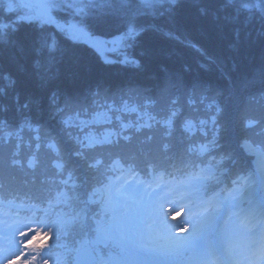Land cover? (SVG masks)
<instances>
[{
    "label": "snow or ice",
    "instance_id": "obj_1",
    "mask_svg": "<svg viewBox=\"0 0 264 264\" xmlns=\"http://www.w3.org/2000/svg\"><path fill=\"white\" fill-rule=\"evenodd\" d=\"M133 2L149 8L153 0H105L104 7L119 11ZM97 8L96 0H0V39L28 23L39 26L44 48H56L55 37L64 35L100 50L104 43L89 31L92 18L103 15ZM61 12L71 19L58 18ZM132 20L119 37L129 48L144 31ZM121 63L139 67L127 55ZM206 91L173 81L155 95L132 90L119 104L106 105L112 116H104L103 132L94 128L96 119L81 118L88 115L82 105L56 94L49 97L53 127L27 115L16 122L0 117V199L18 216L46 217L42 232L5 218L0 264H89L102 250L107 258L99 264H264V195L258 204L251 199L254 186L264 191V116L240 114L233 148L224 107L206 104ZM246 156L255 158V172L240 166ZM81 169L97 183L100 176L109 180L99 201L103 219H95L91 232L81 213L57 212L50 196L57 178L68 183L65 171L72 179ZM16 200L21 203L13 207ZM177 208L181 221L169 223Z\"/></svg>",
    "mask_w": 264,
    "mask_h": 264
},
{
    "label": "trees",
    "instance_id": "obj_2",
    "mask_svg": "<svg viewBox=\"0 0 264 264\" xmlns=\"http://www.w3.org/2000/svg\"><path fill=\"white\" fill-rule=\"evenodd\" d=\"M250 1L177 0L171 4L164 0L165 4L155 5V16L138 15L135 26L144 31L130 50L131 58L139 61L138 68L107 63L91 45L64 35L55 37L56 48H44L40 28L31 27L32 24L23 23L16 31L9 29L0 39V88L4 89L0 95V117L16 122L27 115L53 127L55 121L49 120L52 94L61 102L71 97L93 114L114 100L119 104L121 95L127 99L132 90H148L155 95L173 81L184 87H206L205 103L215 101L224 107V120L229 126L227 138L235 148L240 135L237 98H253L255 107L248 112L264 116V88L261 90L260 86L264 81V60L259 59V55L264 56V16L242 8L244 2ZM108 26L97 27L103 37H109ZM251 77L253 80L248 83ZM94 128L105 130L103 124ZM250 161L251 157L246 156L240 166L247 170ZM63 179L68 183L60 184L57 178L51 186L55 210L67 217L81 213L91 232L95 219H103V205L99 203L103 194L99 198L97 194L109 180L100 176L101 183H97V178L82 169L74 172L72 179L65 171ZM43 207L47 208L48 203ZM101 252L107 257L106 250Z\"/></svg>",
    "mask_w": 264,
    "mask_h": 264
},
{
    "label": "rangeland",
    "instance_id": "obj_3",
    "mask_svg": "<svg viewBox=\"0 0 264 264\" xmlns=\"http://www.w3.org/2000/svg\"><path fill=\"white\" fill-rule=\"evenodd\" d=\"M168 1H169V3L173 4L172 0H168ZM176 1L177 0H175V3H176ZM262 1L264 2V0H262ZM262 1L261 0H254V3L260 2L259 4H261ZM34 2H38V0H34ZM96 3L98 5V8L96 9V11L103 13V15H102L103 18H101V19H104L103 21H106V23H108V25H110V26L112 25L113 26V24H111V23H115V22L117 24L124 25L123 26L124 29L121 32H119V35H117V36H115L113 38L112 37L111 38L110 37H104V39L102 40L103 43L106 44V52L105 51H101V49H100V50H98V53L100 54L101 58L104 61H106L107 63L114 62V60H116V58L118 59L116 62H118V63L120 62L121 63V61H123L124 58H125V56H124V54H125L124 53V48L125 47L124 46H126V45H125V43L120 41L119 37H120L121 33L125 32L127 30V23L130 20H132V18H133L132 17V12H136V16L132 20L133 24L135 25L134 21H135V18L138 15H140V14H149V15L155 16L156 13H157L155 11L158 9V8H155V5L165 4L164 0H153V3H152L151 7L142 8L139 5H137L135 2H133V4L131 5V7L129 9H121L119 11H116L114 9L105 8L104 7L105 0H96ZM251 3H253V2H251ZM263 4L261 6V10H264V5ZM258 11H260V10L258 9ZM61 17H66L68 19H71V17L68 16V14L63 13V12L58 14V18H61ZM101 22L102 21H100V19L98 21H94L93 18H92V21H90V23H94L95 24L94 28L90 27V29H89V31L92 32V34H93L95 39H96V36H101V34L97 30V27H98L97 25H98V23H101ZM194 47L199 51V47L198 46H196L194 44ZM128 51L130 52V49H128ZM229 77L231 78L230 75H229ZM244 79H246V78L244 77L242 80H244ZM252 80H253L252 77L248 78V83L251 82ZM231 82H232V79H231ZM236 93H238V92H236ZM252 99L253 98H250L249 96H246L244 99H242V98L238 99L237 98V101L235 103L236 107H237V108L235 107L236 112H238V109H239L240 114H241L242 112H248L249 109H251L252 107H255V103H254V101H252ZM110 104H112V103H109L108 105H110ZM89 113H90V110H89ZM105 115L112 116V112H110L108 110L106 105H105V107H103L99 111H97L96 113L88 114L86 117H81V118L82 119L83 118H87L89 120L96 119L97 123L95 124V126H98L100 124H105V120H104V116ZM25 131L27 132V129ZM251 160L252 161L249 162V164H248L249 167L247 168L246 171H250V170L253 171V163L255 162V158L251 157ZM102 190L103 191H99V193L97 194V198L101 197V195L103 194L104 189H102ZM257 194L261 198V196L264 195V191H262L261 188H258ZM252 198L253 197H251V199ZM244 206L245 207L248 206L247 202L245 203ZM170 207H171V205H166L164 211L165 212L169 211ZM182 216H183V209L177 208V211L174 213V219L170 218L169 219V223H176L177 221H181ZM69 217H71V216H69ZM8 224L10 225L9 222H8ZM25 224H29V223H25ZM30 225H31V229H35L37 232H42L43 231V223L40 224L39 227L38 226H34L32 224H30ZM4 226H5L4 222L0 221V228H3ZM19 226L22 227L23 224H21ZM24 231L28 234L29 239H31L33 233L28 228H25ZM15 238H16V241H17L18 245L21 246L22 251L27 253L29 251V249L22 247L23 244L25 243V241H24V238L20 235L19 232H16ZM42 242H45V241H42ZM101 256H102V252L101 251L96 253L95 256H94L93 261H90L89 264H94L95 261L97 259H99Z\"/></svg>",
    "mask_w": 264,
    "mask_h": 264
},
{
    "label": "bare ground",
    "instance_id": "obj_4",
    "mask_svg": "<svg viewBox=\"0 0 264 264\" xmlns=\"http://www.w3.org/2000/svg\"><path fill=\"white\" fill-rule=\"evenodd\" d=\"M262 1V0H261ZM236 2V0H232V3H235ZM251 2H253V3H251ZM260 3V2H259ZM264 2L262 1V3L260 4V8H259V10L261 11H258V8L257 7H255V5L257 4V3H254V0H251L250 2H244V4L243 5H245V4H248V5H251L252 7H250V8H245L244 6L242 7V8H244V9H246V10H249V11H255V12H257L258 13V15H263L264 16V10H261V6H262V4H263ZM264 5V4H263ZM242 6V5H241ZM101 18H103V16L101 15V16H98V17H93V20L94 21H98L99 19H100V21H102L101 23H98V25H100V26H106L107 24H105L106 23V21H103L104 19H101ZM263 21H264V17H263ZM104 22V23H103ZM91 24V27H95V24L94 23H90ZM111 24H113V26L111 25H109L108 26V29H109V31H110V33H108L109 34V37L111 38H113V37H115V36H117V35H119V32H121L123 29H124V25H121V24H117L116 22L115 23H111ZM97 25V26H98ZM96 26V27H97ZM31 27H35V28H39V26L38 25H32ZM70 39V38H69ZM96 39L97 40H100V41H102L103 39H104V37L101 35V36H96ZM103 42V41H102ZM90 45V44H89ZM105 46L101 49V51H106V44H104ZM125 48H124V56H129V57H132V54H130V52L128 51V49H130V50H132V47L131 48H129V47H126V46H124ZM96 51L98 52V50L96 49ZM99 54V53H98ZM99 56H100V54H99ZM101 57V56H100ZM259 59L260 60H264V56H262V55H259ZM118 59L116 58V60H114V62H116ZM264 81H262V82H260V86L262 87L261 88V90H263V88H264ZM261 101H263V99L261 100ZM255 170H256V161L253 163V171H251V172H255ZM258 188H260L259 186H254V189H253V191H252V193H251V197H253L252 198V200L255 202V203H259L260 202V199H258L257 198V190H258ZM255 194V195H254Z\"/></svg>",
    "mask_w": 264,
    "mask_h": 264
}]
</instances>
